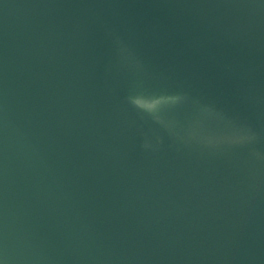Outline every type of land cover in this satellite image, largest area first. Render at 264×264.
Returning a JSON list of instances; mask_svg holds the SVG:
<instances>
[{
    "label": "water",
    "instance_id": "water-1",
    "mask_svg": "<svg viewBox=\"0 0 264 264\" xmlns=\"http://www.w3.org/2000/svg\"><path fill=\"white\" fill-rule=\"evenodd\" d=\"M0 264H264V0H0Z\"/></svg>",
    "mask_w": 264,
    "mask_h": 264
},
{
    "label": "clouds",
    "instance_id": "clouds-1",
    "mask_svg": "<svg viewBox=\"0 0 264 264\" xmlns=\"http://www.w3.org/2000/svg\"><path fill=\"white\" fill-rule=\"evenodd\" d=\"M137 107H140L139 105H137Z\"/></svg>",
    "mask_w": 264,
    "mask_h": 264
}]
</instances>
